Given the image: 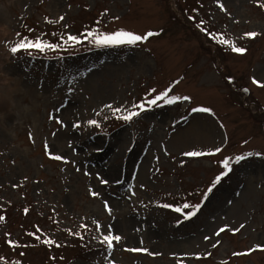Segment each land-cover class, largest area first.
<instances>
[{
	"label": "rangeland",
	"instance_id": "rangeland-1",
	"mask_svg": "<svg viewBox=\"0 0 264 264\" xmlns=\"http://www.w3.org/2000/svg\"><path fill=\"white\" fill-rule=\"evenodd\" d=\"M23 38L59 47L13 53ZM261 84L264 0H0V264H264ZM168 89L189 99L120 118Z\"/></svg>",
	"mask_w": 264,
	"mask_h": 264
},
{
	"label": "snow or ice",
	"instance_id": "snow-or-ice-1",
	"mask_svg": "<svg viewBox=\"0 0 264 264\" xmlns=\"http://www.w3.org/2000/svg\"><path fill=\"white\" fill-rule=\"evenodd\" d=\"M221 7H223V5H221ZM60 19H64V17H60ZM155 35H158V33H154L152 31H149L145 34H137L133 31L130 30H125V29H120L117 30L115 32H111V33H101V32H97L95 29L91 30V31H87L86 35H85V39H87L88 37H94L95 39V43L98 46H122V45H128V46H134L137 45L139 42L142 41H146L148 40L150 37H153ZM246 37H251V38H255L258 34L255 32H249V33H245L244 34ZM68 40L76 42L78 40V38L74 35H70L68 37ZM221 43L225 44V45H229L230 42L227 39H223L220 41ZM59 47V45L56 44H51V43H47L46 41H42L39 38H36L35 40H31L28 38H23L21 39L20 42L16 43L14 46L11 47V51L13 53L19 52L21 50H30V49H36L39 50L41 52L45 51L46 49H55ZM232 51L237 52V53H243L246 51L245 48L243 47H238L235 44H232ZM253 82L260 84L261 82L256 81L255 78H253ZM261 86H264V84H261ZM155 92V90H152ZM171 91V89L165 90L164 92L159 93L158 95H155L153 98L146 100L144 102H141L139 104H134L133 107L134 108H138L140 109V111H128L127 115H124L120 118L124 119L125 121H130L132 120L134 117H137L140 115V112L145 111L147 106H155L158 104L159 101L163 100L164 103L166 104H173L176 103L178 100L180 99H184V100H188L189 97H179V96H175V95H171L169 96V92ZM106 107L108 108H112V105H106ZM113 113H118L121 111V108L117 107V108H112ZM193 112L196 111H202V112H209L211 111L208 108H194L192 109ZM50 118H53L50 116ZM57 119V122H60ZM62 123V122H61ZM88 123L90 125H97L98 122L96 120H90L88 121ZM79 125H74V127H78ZM45 147L47 148V144L45 145ZM221 149L219 147L214 149V152H203V151H189L184 153V155L186 156H194V157H198V156H204V155H213L216 152H220ZM253 155H261L259 153H247L245 155H239L235 157V161L237 163L244 161L247 157H251ZM57 160H61L63 159V157L56 155L54 157ZM221 163L224 166V171L221 172L219 175L216 176L215 180L212 182V184L208 187L207 192L204 193V199L207 198L208 193L212 192V190L216 187V185L221 181V179L224 176H227L229 172L232 171V167H231V160L226 158L223 161H221ZM101 183L107 184L108 181L105 180H101ZM93 195H98L97 193H93ZM164 207H168V208H173L176 212H180L184 214V218L188 219L191 218L192 216L196 215V212L199 210L200 208V204H195V205H190L188 203H184L182 206H173V205H163ZM105 207L108 208L107 202H105ZM186 209H191L189 211H185ZM110 211V209H108ZM3 217H0V220H2ZM86 227V226H85ZM100 225L99 223H97V230L100 229ZM243 227V226H241ZM225 231V228H221L219 229V231L216 233V235L218 236L221 232ZM233 231H239V229H233ZM122 239L121 236L119 235H113L112 234V229H111V225L108 226V234H105L103 236V242H105L108 246L109 249H111L113 247V242H119ZM207 239V237H206ZM45 243H50L51 241L45 240ZM10 243H12L10 241ZM260 247V246H258ZM132 251H147V249H132Z\"/></svg>",
	"mask_w": 264,
	"mask_h": 264
}]
</instances>
